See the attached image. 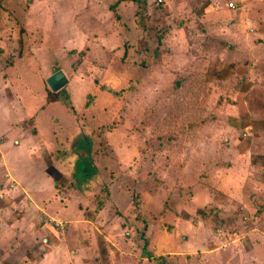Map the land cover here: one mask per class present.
Here are the masks:
<instances>
[{"label":"rangeland","instance_id":"obj_1","mask_svg":"<svg viewBox=\"0 0 264 264\" xmlns=\"http://www.w3.org/2000/svg\"><path fill=\"white\" fill-rule=\"evenodd\" d=\"M2 132L0 264H264V0L0 1Z\"/></svg>","mask_w":264,"mask_h":264},{"label":"crops","instance_id":"obj_2","mask_svg":"<svg viewBox=\"0 0 264 264\" xmlns=\"http://www.w3.org/2000/svg\"><path fill=\"white\" fill-rule=\"evenodd\" d=\"M205 1V0H204ZM214 8H213V6L212 5H209V3H208V1H206V2H204V4H203V6H201L199 9H197V11H196V15L198 14V16H215V15H213L214 14ZM230 12H231V15H236V14H233L234 12H235V10H231L230 9ZM217 14H219V15H221V16H223V18H225L226 16H227V18L229 17V15L228 14H226V13H223V12H219V13H217ZM54 68H56L57 69V67L55 66ZM54 68L52 69V75H53V70H54ZM59 72H61L60 70H58ZM62 73V72H61ZM63 74V73H62ZM63 76H64V74H63ZM23 77V81H25V76H22ZM65 77V76H64ZM48 78H50V77H48ZM48 78H45L46 80H45V84H46V86H47V83H46V81H47V79ZM11 79V78H10ZM12 81H15L16 83H17V85L15 86L14 85V87L12 88L11 86V88H10V95H13V93H15V92H17V96H12L11 97V99L10 100H14V99H17L18 100V106H17V111L19 110L20 112V114H22V117L24 118V120H25V118L27 117V114H29L32 110H38L39 112H40V110H42L43 108H45L46 106H48L49 104H54V103H48L47 102V97L45 98V102H43V101H41V100H43V99H41L40 98V96H35L36 94L35 93H32V94H30V93H28V91L29 90H32V87H30L31 85H29V84H27V85H29V87L31 88V89H27V88H25L24 89V86L23 85H21L20 83H19V81H18V79H11ZM11 80H9L8 82H11ZM67 80V79H66ZM25 82H27V81H25ZM67 83H68V80H67ZM18 86H20V90H19V87ZM66 86H67V84H66ZM66 86H64L62 89H64ZM48 87V86H47ZM62 89H60L59 91H57L56 93H53L54 95H56L58 92H60ZM50 90V89H49ZM22 92L25 94V95H27L28 94V97H26V96H24V95H22ZM6 94H7V91H6ZM19 94V95H18ZM48 96V95H47ZM35 100L36 101V103L35 104H32V102L30 101V100ZM24 103H27V104H24ZM55 103H57V104H59L60 102H55ZM31 105H34V106H31ZM40 105H42L41 107H39V108H37L38 106H40ZM41 108V109H40ZM35 118V114L33 113V114H31L30 116H29V118ZM55 120V119H54ZM27 121V119L25 120V121H22V120H18V121H15L13 124H14V129L15 130H17V131H20V130H22V131H26V130H29V131H31L32 129H34V124H35V122H33V119L31 120V123H29V122H26ZM23 123H29V124H31V125H29L30 127H28V128H25L24 126H23ZM58 129V128H57ZM54 132H52V134H53ZM36 135H38V133H35ZM55 134V133H54ZM69 139H71L72 137H68ZM8 140V138H7V133H5V132H2L1 133V135H0V151H1V148H2V145H4L5 144V142ZM65 141V140H64ZM14 143H15V145H19V141L17 140V139H14ZM39 152H41L42 153V150L40 149V150H38ZM0 157H1V160H2V155H1V153H0ZM6 171H7V168H6ZM7 175L8 176H12L8 171H7Z\"/></svg>","mask_w":264,"mask_h":264},{"label":"trees","instance_id":"obj_3","mask_svg":"<svg viewBox=\"0 0 264 264\" xmlns=\"http://www.w3.org/2000/svg\"><path fill=\"white\" fill-rule=\"evenodd\" d=\"M0 1H2V0H0ZM131 1H134V0H131ZM89 98H90V95L87 96V99H89ZM68 101L69 100H68V96L65 92V89H62L60 92H58L54 96L51 95V98H50V94H48V96H47V102L48 103L60 102L63 105H65L67 109L72 110V105H70L68 103ZM85 106L88 107V102L86 103ZM80 133H82V132L80 131ZM82 134H84V136H82ZM82 134H78V136H76V138H74L73 145H69V147L72 146L73 148H76L78 146L82 149L83 152L85 151V153H86V151L88 150V147H85V146H87V144H89V139L85 136L86 135L85 132ZM67 153H68L67 150L60 151L59 156H58L59 159L62 160V158H60V156L63 157L65 154L67 155ZM81 159H82V157H80V160ZM79 167H80V163H79ZM81 170L82 169H80V171ZM71 172L75 173L74 177L76 176V173H78V172H73V169L71 170Z\"/></svg>","mask_w":264,"mask_h":264},{"label":"water","instance_id":"obj_4","mask_svg":"<svg viewBox=\"0 0 264 264\" xmlns=\"http://www.w3.org/2000/svg\"><path fill=\"white\" fill-rule=\"evenodd\" d=\"M46 83L51 92L56 93L64 86H66L67 80L61 72L57 71L56 68H54L53 75L47 79Z\"/></svg>","mask_w":264,"mask_h":264},{"label":"built area","instance_id":"obj_5","mask_svg":"<svg viewBox=\"0 0 264 264\" xmlns=\"http://www.w3.org/2000/svg\"><path fill=\"white\" fill-rule=\"evenodd\" d=\"M229 7H230V8H233V5H232V4H230V5H229Z\"/></svg>","mask_w":264,"mask_h":264}]
</instances>
